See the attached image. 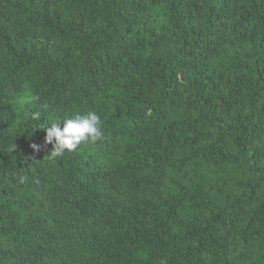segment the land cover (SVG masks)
<instances>
[{
    "label": "trees",
    "instance_id": "1",
    "mask_svg": "<svg viewBox=\"0 0 264 264\" xmlns=\"http://www.w3.org/2000/svg\"><path fill=\"white\" fill-rule=\"evenodd\" d=\"M0 264H264V0H0Z\"/></svg>",
    "mask_w": 264,
    "mask_h": 264
},
{
    "label": "clouds",
    "instance_id": "2",
    "mask_svg": "<svg viewBox=\"0 0 264 264\" xmlns=\"http://www.w3.org/2000/svg\"><path fill=\"white\" fill-rule=\"evenodd\" d=\"M31 119L39 120L40 112L31 114ZM63 124L53 122L42 129L45 131L44 143L52 144L50 155L52 158L63 156L65 152H73L84 142L96 143L103 139L102 123L100 116L95 112H87L83 115H75L72 118L62 120ZM38 150V145L32 146ZM27 177H21L23 183Z\"/></svg>",
    "mask_w": 264,
    "mask_h": 264
}]
</instances>
